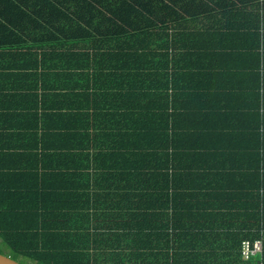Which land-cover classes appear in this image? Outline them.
Segmentation results:
<instances>
[{"label": "trees", "instance_id": "1", "mask_svg": "<svg viewBox=\"0 0 264 264\" xmlns=\"http://www.w3.org/2000/svg\"><path fill=\"white\" fill-rule=\"evenodd\" d=\"M66 113L87 116L73 145H66L73 121L61 123ZM168 134L190 146L195 138H217L225 150L221 160L232 148L244 149L249 159L261 156V211L244 239L260 237L264 0H0V243L9 248L6 255L32 264H109V253L101 251L92 262L75 226L103 215L109 227L130 236L132 264H190V258L174 263V216L167 221L163 211L178 189L172 181L179 165L162 162L171 143L160 139ZM90 141L94 152L86 151L83 168L73 167L67 149L82 152ZM130 147L147 151L142 170L129 162ZM40 148L42 155L28 153ZM120 156L128 163L120 165ZM25 164L48 169L42 194L36 172H17ZM246 169L258 170V162ZM148 256L156 262H145ZM242 260L256 264L259 257Z\"/></svg>", "mask_w": 264, "mask_h": 264}, {"label": "crops", "instance_id": "2", "mask_svg": "<svg viewBox=\"0 0 264 264\" xmlns=\"http://www.w3.org/2000/svg\"><path fill=\"white\" fill-rule=\"evenodd\" d=\"M90 109L88 111L89 122L93 126V113L90 112ZM86 112L87 110L85 114ZM68 114L66 113L64 117L61 115V123L65 124L63 118H70L73 121L72 138L66 141V145H73L80 142L81 136L83 137L85 133L83 123L87 120V116L85 119H79ZM92 131L95 132L96 129L91 130V134ZM43 133L44 130L41 127L39 134L43 135ZM166 139L170 141L171 148L163 149L162 162L179 165L175 174L178 177L172 181L178 186L173 198V205L165 206L163 209L167 221L172 213L174 216L175 228L169 230L173 233L170 237L171 248L178 257L174 258V263H178L181 259L187 261L190 258L188 262L190 264H243L245 261L240 256V243L242 239L246 238L245 236H250L249 233L253 231L250 227L255 219L253 216L257 217L261 211V156L258 159H249L246 158L244 149L236 152L233 148H227L230 150L224 154L225 158L221 160L219 155L225 150L217 147L220 141L217 138L214 140L206 138L204 141L195 138L192 139L195 143L193 146L185 141L180 142V139L173 138L172 134L163 137L160 142L166 144ZM180 143L182 146L178 148ZM172 144L176 149L172 150ZM228 145L230 146L231 143L229 142ZM68 150L65 155L67 161L71 160L73 167L76 164L78 169L85 165L84 154L86 151L94 152L92 141H90V148H85L82 152H78L80 150L77 148ZM125 152L127 158L129 157V162L134 163L136 169L142 170L143 162L149 163V155L146 150L130 147ZM28 153L42 155L44 152L40 148ZM186 154H189V157H186ZM111 159L113 162L116 161V158ZM118 160L121 162L120 165L128 163L123 156H120ZM172 161L173 163H171ZM221 161L222 163H220ZM256 161L258 170L246 169L251 165L255 166ZM36 162L39 166L40 161L33 160V164ZM91 164L94 165L93 161ZM38 168L41 170L38 171L33 166L25 164L18 168L17 172H23L26 175L32 171L36 172L37 175H34L33 178L39 185L38 190L42 194V175L44 171H49L48 169L43 170V166ZM14 171L16 172V170ZM95 181L104 182V178ZM127 181L129 184L124 182L125 186H133V181ZM94 182L91 183L92 186ZM250 184H253L252 196L247 198L245 196L246 186H251ZM119 185V181L115 178L113 189L116 190ZM29 206L34 207L33 204ZM158 223L163 226L164 220L160 219ZM88 225L89 227H87ZM75 226L76 231L80 232L79 240L87 242L84 244V248L85 251H90L92 262L101 259L97 252L101 251L109 253V264H119L123 261L124 264H132L130 261L134 256L129 250L130 236L128 237L127 231L116 229L114 226L109 227L105 223L103 215H98L88 224L82 225L80 222V225L75 224ZM145 262L156 261L148 256Z\"/></svg>", "mask_w": 264, "mask_h": 264}, {"label": "built area", "instance_id": "3", "mask_svg": "<svg viewBox=\"0 0 264 264\" xmlns=\"http://www.w3.org/2000/svg\"><path fill=\"white\" fill-rule=\"evenodd\" d=\"M241 256L244 260H250L259 257L256 264H263L264 253V230H261V236L255 239H243L240 248Z\"/></svg>", "mask_w": 264, "mask_h": 264}, {"label": "water", "instance_id": "4", "mask_svg": "<svg viewBox=\"0 0 264 264\" xmlns=\"http://www.w3.org/2000/svg\"><path fill=\"white\" fill-rule=\"evenodd\" d=\"M0 264H22L9 255L0 253Z\"/></svg>", "mask_w": 264, "mask_h": 264}, {"label": "rangeland", "instance_id": "5", "mask_svg": "<svg viewBox=\"0 0 264 264\" xmlns=\"http://www.w3.org/2000/svg\"><path fill=\"white\" fill-rule=\"evenodd\" d=\"M3 252L4 254H9V248L7 247V246H5L3 243L1 244L0 243V252ZM2 253V254H3ZM21 262L23 263V264H32V262L30 261V259H28V258H23V259H21Z\"/></svg>", "mask_w": 264, "mask_h": 264}]
</instances>
